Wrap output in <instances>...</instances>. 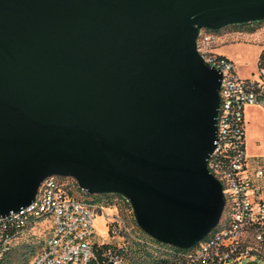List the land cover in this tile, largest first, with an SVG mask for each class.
Here are the masks:
<instances>
[{"label":"water","instance_id":"1","mask_svg":"<svg viewBox=\"0 0 264 264\" xmlns=\"http://www.w3.org/2000/svg\"><path fill=\"white\" fill-rule=\"evenodd\" d=\"M259 22L264 0H0V218L56 177L122 197L162 245L207 238L222 75L197 39Z\"/></svg>","mask_w":264,"mask_h":264},{"label":"built area","instance_id":"2","mask_svg":"<svg viewBox=\"0 0 264 264\" xmlns=\"http://www.w3.org/2000/svg\"><path fill=\"white\" fill-rule=\"evenodd\" d=\"M210 41L211 36L199 33L197 51L222 75L215 149L207 168L220 182L225 204L216 229L183 259L186 264H264V169L248 167L244 116L246 108L264 110V62L258 63L256 79H242L231 60L205 49ZM76 190L72 179L48 178L30 206L0 218V262L14 241L49 219L51 229L27 264H133L120 249L93 243L97 215L108 236L120 238L129 231L107 212L109 205L78 200Z\"/></svg>","mask_w":264,"mask_h":264},{"label":"rangeland","instance_id":"3","mask_svg":"<svg viewBox=\"0 0 264 264\" xmlns=\"http://www.w3.org/2000/svg\"><path fill=\"white\" fill-rule=\"evenodd\" d=\"M237 31L234 27H227L218 32L201 31V35L211 36V41L205 49L218 56L231 60L237 69L238 76L242 79H256L258 63L264 62V25L251 27ZM245 150L250 170L260 166L264 169V110L258 108H246L245 113ZM63 179V178H62ZM75 197L81 201H95V196L84 193L77 187ZM123 198L111 196L109 198V213L115 214L123 222L129 233L120 238L108 236L104 229L103 217L97 215L95 218V236L92 239L97 245H109L130 252L134 238H142V232L137 227L132 209L122 201ZM51 229L49 219L39 222L37 228L23 238L13 242V246L7 256L10 264H27L32 255L38 252L44 239ZM131 236L133 238H131ZM143 239V238H142ZM32 252V253H31Z\"/></svg>","mask_w":264,"mask_h":264},{"label":"trees","instance_id":"4","mask_svg":"<svg viewBox=\"0 0 264 264\" xmlns=\"http://www.w3.org/2000/svg\"><path fill=\"white\" fill-rule=\"evenodd\" d=\"M264 25V22L255 23L252 25H243V26H232L237 31H242L243 29H249V32L254 30L251 27H257ZM212 33V32H211ZM264 57L262 54L261 58ZM62 179V178H60ZM113 196L107 195H96L95 201H90L92 203H98L103 205L109 204V198ZM120 197V196H118ZM122 198V197H120ZM123 203L127 206L128 203L122 199ZM224 211V210H223ZM143 238V239H142ZM142 238H135L132 241V249L130 252L133 254L134 258L129 257L127 252L121 250V253L133 264H186L183 257L189 250H180L166 245H162L153 239L149 238L142 233ZM101 248H108L109 245H101ZM32 253V252H31ZM0 264H10L7 257L0 262Z\"/></svg>","mask_w":264,"mask_h":264}]
</instances>
